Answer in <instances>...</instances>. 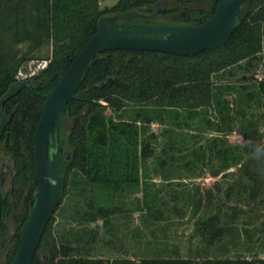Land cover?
<instances>
[{
    "label": "trees",
    "instance_id": "trees-1",
    "mask_svg": "<svg viewBox=\"0 0 264 264\" xmlns=\"http://www.w3.org/2000/svg\"><path fill=\"white\" fill-rule=\"evenodd\" d=\"M100 1L42 0L45 18L38 24L44 31L36 33L35 39L52 41L51 64L34 78L30 88H16L3 106L6 124L0 135V161L7 156L14 167L11 189L8 193L2 191L0 239L12 234L1 246L4 249L5 245L10 246L5 249L3 264H12L37 197L39 182L34 136L45 104L44 95L59 82L81 49L98 32L103 18L142 11L159 0H119L115 6L103 9ZM219 3L220 0H170L164 14L171 16L174 25L194 27L211 19ZM3 14L0 1V24ZM263 48L264 0H247L238 28L220 48L191 56L136 50H111L100 54L85 73L83 83L62 119V150L70 153L72 159L62 161L64 190L55 214L82 181L110 189L107 190L110 192L139 186V162L153 155V140L159 139L154 133L148 134L149 126L155 119L164 123L165 112H175L179 127L182 126L179 119L185 113L186 120L199 123V132L203 124L214 133L211 145L193 148L191 154L196 160L209 164L218 158L219 170L241 165L250 179L263 175L264 161L255 159L249 149L227 144L222 137L233 131L238 116L246 114L241 103L227 96L237 90L246 91L248 101L264 110V78L249 85L221 79L226 74L234 76L233 70L244 62L252 65ZM19 66L12 68L0 62V100L17 82ZM107 77H112L108 84L98 86ZM249 87L253 90L247 91ZM108 109L111 116L106 115ZM129 110L136 112L134 119L126 118ZM143 134L148 135L143 138ZM52 144L56 148V136ZM174 146H171L172 151ZM170 158L175 160L176 157L171 155ZM180 158L188 159V156L181 155ZM192 163L188 160L186 166ZM217 173L219 171H215ZM258 193L259 188L253 185L251 197L255 199ZM228 197L231 198L230 193ZM197 205L201 207L202 201ZM93 208L91 204L92 213L86 216L89 222H97L100 218L107 220L116 211L105 205L96 211ZM55 214L45 230L33 264H264V258L259 256L204 258L152 254L139 260L114 257L105 260L80 255L72 245L58 244L54 232ZM236 218L237 212L233 211L227 215L226 222ZM7 221H13V232ZM224 221L219 211L199 221L196 231L213 244L229 231L221 224Z\"/></svg>",
    "mask_w": 264,
    "mask_h": 264
},
{
    "label": "rangeland",
    "instance_id": "rangeland-1",
    "mask_svg": "<svg viewBox=\"0 0 264 264\" xmlns=\"http://www.w3.org/2000/svg\"><path fill=\"white\" fill-rule=\"evenodd\" d=\"M0 1L4 11L0 24V62L14 68L28 60L51 58L52 41L35 39L36 33L44 31L38 24L45 18L42 0ZM118 1L101 0L100 7L111 8ZM233 71L234 76L226 74L221 79L248 85L263 79L264 48L252 65L244 62ZM247 94L237 90L227 96L241 103L246 114L237 117L233 131L222 135V139L253 153L257 147H264V110L248 101ZM106 115L111 116V110L108 109ZM135 115V111L129 110L125 116L134 119ZM182 115L181 127L176 124L174 111L165 112L164 123L155 119L149 126L148 134L154 133L159 139L153 140V155L139 162V186L110 192L107 191L110 189L82 181L74 188L55 214L54 232L58 244L72 245L80 255L105 260L112 257L139 260L152 254L264 258V174L250 179L241 165L222 171L218 158L209 164L193 158V148L211 145L215 136L203 124L199 132V123L186 120L185 113ZM166 130H170L169 133ZM172 145H175L174 151ZM181 155L188 159L180 158ZM188 160L193 163L187 167ZM253 185L259 188L255 199L251 197ZM199 201H202L201 207L197 205ZM91 204L94 211L101 205L116 211L107 220L89 222L86 216L92 213ZM219 211L225 220L221 224L229 231L210 244L196 231L197 223ZM233 211L237 212L236 220L226 222L227 215ZM7 225L12 228L14 223L7 221ZM11 235L0 239V264L4 262L5 249L10 247L9 244L5 249L1 246Z\"/></svg>",
    "mask_w": 264,
    "mask_h": 264
},
{
    "label": "water",
    "instance_id": "water-1",
    "mask_svg": "<svg viewBox=\"0 0 264 264\" xmlns=\"http://www.w3.org/2000/svg\"><path fill=\"white\" fill-rule=\"evenodd\" d=\"M246 2L247 0H220L213 17L204 24L194 27L119 22L122 18L137 21L148 17L137 10L105 17L100 21L98 32L81 49L70 67L60 76L59 82L44 95L45 104L34 136L38 192L12 264H33L45 230L59 206L64 190V179L61 175L62 119L67 106L79 91L85 73L92 62L100 54L111 50L163 52L191 56L208 49L220 48L228 42L238 28V21L242 19V8ZM160 6L162 5L155 6V16ZM111 79L112 77H107L98 86L104 87ZM29 82H16L0 100V135L6 124L3 113L5 102L16 88H30ZM54 133L57 141L56 148L52 144ZM71 159L72 155L67 153L63 160ZM1 185L2 181H0V226L3 220Z\"/></svg>",
    "mask_w": 264,
    "mask_h": 264
},
{
    "label": "flooded vegetation",
    "instance_id": "flooded-vegetation-1",
    "mask_svg": "<svg viewBox=\"0 0 264 264\" xmlns=\"http://www.w3.org/2000/svg\"><path fill=\"white\" fill-rule=\"evenodd\" d=\"M165 3V4H164ZM161 4L160 10L155 16V6ZM170 5V0H159L157 3L151 5L150 7H144L142 11H139L142 14L147 15L148 17L145 19L141 20H134V21H129L125 18H122L119 20L120 23H144V24H150V25H167V26H178L172 24L171 16L168 14H164L169 8ZM138 11V10H137ZM154 38H162L161 36H153ZM35 80H30L29 84L30 87L32 86L31 83L34 82ZM62 135V134H61ZM53 138H55V133L53 135ZM52 138V140H53ZM57 145V144H56ZM62 152V161L63 159L67 156L68 152H65L61 150ZM14 176V167L13 164L10 163L7 160V156H4L2 160L0 161V181H2V191L5 193H8L11 189V182L10 179Z\"/></svg>",
    "mask_w": 264,
    "mask_h": 264
},
{
    "label": "built area",
    "instance_id": "built-area-1",
    "mask_svg": "<svg viewBox=\"0 0 264 264\" xmlns=\"http://www.w3.org/2000/svg\"><path fill=\"white\" fill-rule=\"evenodd\" d=\"M52 59H37L25 61L16 74V81H30L49 68Z\"/></svg>",
    "mask_w": 264,
    "mask_h": 264
},
{
    "label": "clouds",
    "instance_id": "clouds-1",
    "mask_svg": "<svg viewBox=\"0 0 264 264\" xmlns=\"http://www.w3.org/2000/svg\"><path fill=\"white\" fill-rule=\"evenodd\" d=\"M251 155H253V157L257 160L264 161V147H257L256 149H254Z\"/></svg>",
    "mask_w": 264,
    "mask_h": 264
}]
</instances>
